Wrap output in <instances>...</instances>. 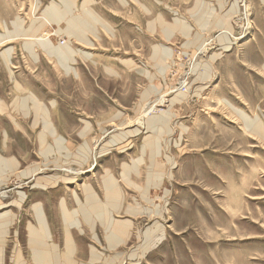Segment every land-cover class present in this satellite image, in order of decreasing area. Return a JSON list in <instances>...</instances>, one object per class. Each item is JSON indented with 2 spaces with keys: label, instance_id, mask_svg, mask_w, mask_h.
Wrapping results in <instances>:
<instances>
[{
  "label": "rangeland",
  "instance_id": "obj_1",
  "mask_svg": "<svg viewBox=\"0 0 264 264\" xmlns=\"http://www.w3.org/2000/svg\"><path fill=\"white\" fill-rule=\"evenodd\" d=\"M0 100V264H264V0H0ZM94 178L149 215L71 255Z\"/></svg>",
  "mask_w": 264,
  "mask_h": 264
},
{
  "label": "crops",
  "instance_id": "obj_2",
  "mask_svg": "<svg viewBox=\"0 0 264 264\" xmlns=\"http://www.w3.org/2000/svg\"><path fill=\"white\" fill-rule=\"evenodd\" d=\"M124 3H125V1H124ZM1 103L2 102L0 100V104ZM87 185L90 187L89 190H91V192L89 191V193L84 192L82 189H80L81 188V185H80L77 187V189L71 190L70 191L71 193L70 192H67V193L64 192V194L61 195L60 200H59V204H58L59 209H60L59 212L61 214V221H62L63 225L68 224V229L71 230V232L69 230L67 232H65V229L64 230L62 229V233H64L65 237H66V233H67L68 238L73 243L74 247H82L84 245H87L88 242H86L85 244H82L80 242L81 241L85 242L86 240L90 239V235L88 237L86 232L89 233V231L91 230L93 237H94V240H96V242H98V244H100V246H101V244H102V243H100V242H102L101 238H98V236L96 234V231L98 230L97 225H100L103 227L102 231H104L103 235L105 237L103 236V240L105 239L104 242L106 241V243L108 244L107 245L105 243V248L107 249V247H109V248L113 249V251H115L118 247L125 245L129 241L130 233H131L132 226H133V222L130 219L137 217L138 214L149 215V211L142 204L141 205L139 204V206L136 203H134V204L129 203L128 204V202H126L127 199L125 200V193H121V190L117 189L114 184H110V186H109L105 182V184H103V187L99 188L98 193L96 191V178H94V181L92 182V184H87ZM74 192H76V193H74ZM145 193H142V191L140 193H138V194H140L138 196L139 197L141 196L140 199L144 198L143 196L145 195ZM100 194H101V196H103V200L100 198ZM130 195H132V194H130ZM110 197H114V198L111 199ZM61 204L64 205L65 213H63L64 209H63ZM35 205H37V204H35ZM79 208H80V210L84 211V215H86L87 213H88V215H91L90 219L88 218L87 220H85V223L90 225V227L83 222V219H81L80 216L77 217V220H76L77 222H76L73 219L74 216H72L68 213V212L72 213L75 210H79ZM32 211H33V208H32ZM43 213L46 216L48 215V214H46L45 210ZM75 214L77 216V213H75ZM120 214H125L130 219H125V220H114L113 219V218H115V216L120 215ZM69 216H70V218H69ZM70 220H72V225L71 224L69 225V223H71ZM78 222L80 224H82V226H86L88 228L84 232L83 227L81 226L83 234L82 233L80 234L76 230V228H78ZM74 223H76V225H74ZM113 224H117V225H113ZM28 233L30 234L29 230H28ZM157 233H159V235L157 236V238L155 240H153L154 236L151 237V242L156 241L159 237L161 238L162 229H161V233L160 232H157ZM160 238H159V240H160ZM64 241H65V238H64ZM145 242H147V241H145ZM0 244H1V242H0ZM30 244H31V242H30ZM46 244L49 245L47 242H46ZM66 244L67 243H65V246H66ZM94 245L96 246V243H94ZM90 246L93 247L92 242H91V245L88 244V247H90ZM0 260H1V258H0ZM77 260L79 262H84V260H79V259H77Z\"/></svg>",
  "mask_w": 264,
  "mask_h": 264
},
{
  "label": "bare ground",
  "instance_id": "obj_3",
  "mask_svg": "<svg viewBox=\"0 0 264 264\" xmlns=\"http://www.w3.org/2000/svg\"><path fill=\"white\" fill-rule=\"evenodd\" d=\"M61 56H62V58L63 59H66L67 57L64 55V53L62 52L61 53ZM37 116V115H36ZM83 187L87 190V191H91V190H89L90 188H88L89 186L88 185H86V184H84L83 185ZM89 193V192H88ZM23 197V196H22ZM62 205V207H63V213H65V208H64V205L63 204H61ZM0 216H3V215H0ZM66 223V222H65ZM115 225H117V224H115ZM2 226H6V224L5 225H2ZM118 227V226H117ZM117 229V228H116ZM115 229V230H116ZM29 232H30V236H31V240H30V242H31V244H30V247H32V249L33 250H35L34 251V254H35V259H34V261H35V263L36 264H42V261H41V257H42V251L43 250H45V249H50V247H44V249H42V250H40V249H38V248H42V246H43V244H41L40 246L38 245V243H37V241L38 240H42L43 239V236L38 232V230H36L34 227H29ZM66 237H67V244H66V246L68 247V248H71V255H72V253H73V245L71 244V241H70V239L68 238V235H66ZM44 241V240H43ZM37 243V244H36ZM69 252V251H68ZM71 258V259H70ZM64 260H66L67 262H69V261H71L72 260V257L71 256H65L64 257Z\"/></svg>",
  "mask_w": 264,
  "mask_h": 264
}]
</instances>
